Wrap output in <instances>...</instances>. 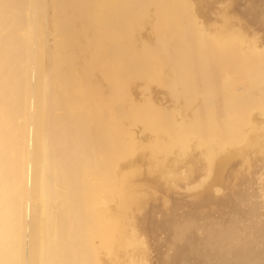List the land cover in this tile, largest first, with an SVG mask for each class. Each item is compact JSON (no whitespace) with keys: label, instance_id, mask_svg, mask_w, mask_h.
<instances>
[{"label":"bare ground","instance_id":"obj_1","mask_svg":"<svg viewBox=\"0 0 264 264\" xmlns=\"http://www.w3.org/2000/svg\"><path fill=\"white\" fill-rule=\"evenodd\" d=\"M187 1L0 0V264H156L165 182L208 205L264 168V31L208 33ZM69 9L102 30L74 68Z\"/></svg>","mask_w":264,"mask_h":264},{"label":"rangeland","instance_id":"obj_2","mask_svg":"<svg viewBox=\"0 0 264 264\" xmlns=\"http://www.w3.org/2000/svg\"><path fill=\"white\" fill-rule=\"evenodd\" d=\"M191 1L192 4L195 3V5L197 4L199 5V9L198 8L195 9L196 7H193L195 9V12L198 11L199 14L196 13L194 14L197 17V19L201 21V23L205 26V28L207 27L206 30L207 31L209 30L208 33H210L211 28H213L211 27L213 26V24H215L214 26H216V28L215 30L212 29L211 33H213L218 28H220L219 25H221V22H224L227 25L229 23L228 20L234 16L235 18L233 19H235L236 22L232 19V21L235 23V24L232 23V26H234L235 28L240 27L239 29L242 31L244 30L245 33L250 32L252 34L251 35L250 33H248L250 36L254 35L255 37H257L258 36L257 33L264 31V0H234L240 3H235L233 2V0H231L234 4H236L235 6L233 5V9H231L233 3L231 4L230 1H226V0L225 1L227 2L228 7L226 6L222 7L224 6L223 4L225 2L223 0H211V4H210V0L209 1L196 0L195 2L194 0H188L186 4L192 5ZM220 1H222L223 4ZM217 2L218 3L220 2L222 4L221 8L219 6L220 3L218 4ZM216 3L218 4V6H216ZM237 4L239 6H237ZM210 6L212 8L213 7L215 8L216 6L218 10L219 8L220 10L224 9L222 10V12L226 10L224 12L225 13L224 15L225 16L227 15L226 17L229 16L228 19L224 17L225 20H223L222 17L223 14L221 13V11L219 10L217 12L216 9L214 8L211 9ZM190 8L188 10H190ZM193 8L191 9V11L194 10ZM151 9L150 12H152ZM210 10H213V13L209 12ZM73 11H75V9L73 10L69 9L66 22H68L71 25L72 29H75L73 32V35H75V37L72 36L71 34L72 36L71 39L74 37V39H72L71 41L73 44V45L71 44V46H73L74 52L76 50V53H73L72 55V60H73L72 67L74 68L76 66L77 67L81 66L80 63L81 64L85 62L89 63L94 59V55L96 52L95 44L97 42L93 43V39L90 38L91 40L89 42L84 43L82 42L83 37L86 36L98 37L100 35L99 33H101L102 30L100 32L98 25L95 23L93 25V23L89 20L86 23V19L88 18V16H85V19L83 20L80 14L82 12H77L78 11L77 10L74 13ZM71 12L72 14L74 13V17L71 14ZM206 13L207 15L209 14V16H206ZM214 13H215V17H214ZM70 14L71 16H69ZM145 14L147 15V13ZM75 18L77 19L74 21ZM202 18L205 22H203ZM56 20L58 21L62 20V17L59 13V7L57 8V12H56ZM227 21L228 23H226ZM232 21H230V25ZM208 23H210L209 25L211 28L207 26ZM216 23H218V25ZM225 24L222 23L223 26ZM81 26L83 27V29L81 28L80 31L78 27L80 28ZM246 29L248 31H246ZM77 30H79L80 35H78L79 33ZM50 36L51 35L48 34V37ZM76 36H79L80 38ZM76 41H79L80 44H83V46L81 47L84 50L78 48L80 45L79 42ZM77 50L79 52V55ZM73 51L71 48V54ZM84 52L86 54H84ZM73 56H75V58ZM76 57L79 59V61L77 60ZM146 82L144 83V86L136 87L137 92L135 91L136 89H134L136 84L134 82L133 83L129 82L130 89L132 85L134 88L132 87L133 92L132 90H130L131 92L126 91V95H125V89L129 90L127 87L129 83L128 82L124 83L125 85L122 83L121 86L123 87L125 86V87L124 90L123 87H121L122 88L121 91L123 93L121 91L120 92L122 96L124 94L125 97H131V95L134 94L132 95L134 96L133 99L134 101L137 102L138 99H140L142 96L140 92H144L143 90L146 89V87L150 83L148 81ZM137 85H141V84L137 83ZM167 87L164 89V94L168 93V91L166 90ZM127 92H129L131 95L130 94L128 95ZM135 92L136 94L138 93V95H136ZM135 96L138 97L136 98ZM190 98H192V96ZM190 98H188L185 101L188 102L189 100L191 103L190 102L188 103L184 102V103H186L188 106L192 104L193 106L192 105L190 106L194 108L196 105L193 104V101ZM197 100L199 102L200 100L203 99L199 100V98L197 97ZM242 177L243 180H241ZM242 177L240 178V180L236 179L238 181L233 180L232 184L231 183L220 184L218 187L222 188L221 189V191L223 190L222 192H219L220 189L216 187L217 190L215 192V195L217 194V192L220 193V194L218 193L217 194L218 196H216L218 198V201L213 203H208V205L194 204L191 202L193 200L191 195L194 193L193 192L194 190H191L192 188H190L192 187L191 185L185 187L180 186L181 187L180 188L178 187L179 185L175 186L174 184L169 183V181L168 183L165 182L164 191L162 190L161 191L163 192V194H165L167 191L168 193H166V196L164 195L165 196L164 197L162 196V193H159L160 190H158L159 192L157 193L158 195H156V198L155 197L151 198L152 200H150L149 209H148L150 215L152 214L153 216V218L150 217V220L148 221V224L150 226L148 230V234H149L148 236L150 238L149 237L148 238L150 241L149 244L151 247L152 255L154 257L153 261L154 262L157 261L155 262L156 264L158 263L159 264H182V263L195 264L196 262H197L196 264H264V168L258 169L256 172H253L251 175L242 176ZM231 178L233 179L234 177L233 176L229 177L228 178L230 179L229 182L231 181ZM227 184L229 186L231 185V187H228ZM226 185L228 188L233 190L230 191L229 189H226ZM172 186H174V189L176 190L175 192H171L173 191ZM168 187L169 188L172 187V188L169 189ZM184 189L185 190L188 189V190L185 191ZM169 190L171 191L169 192ZM188 191L189 194L187 193ZM225 193L227 194L229 193L228 196ZM160 196H162L163 198H161ZM157 198L158 200H156ZM170 198H173L174 200ZM166 204L169 207H166L167 206ZM200 205L203 207H200ZM175 238L176 241L179 239V241H177L178 244L175 243L176 241L173 240ZM172 241H174V243ZM169 242H171V244L173 243L172 244L173 249H170L168 247ZM178 245L179 248L177 247ZM175 250L176 251L180 250L181 254L183 255L187 254L188 256H190L191 258L197 261L172 262V260L168 257ZM198 254L201 257H199ZM196 256L197 258H195ZM203 260L206 262H204Z\"/></svg>","mask_w":264,"mask_h":264}]
</instances>
